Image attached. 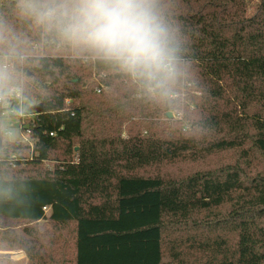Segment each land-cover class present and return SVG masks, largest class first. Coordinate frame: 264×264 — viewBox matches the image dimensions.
<instances>
[{
    "label": "trees",
    "instance_id": "trees-1",
    "mask_svg": "<svg viewBox=\"0 0 264 264\" xmlns=\"http://www.w3.org/2000/svg\"><path fill=\"white\" fill-rule=\"evenodd\" d=\"M15 3L0 0V17L24 58L0 97L20 88L39 103L26 104L29 140L11 141L0 102V248L27 257L0 264H264V0H160L185 70L166 98L17 16ZM223 153L234 161L137 173ZM13 223L25 237L4 228Z\"/></svg>",
    "mask_w": 264,
    "mask_h": 264
},
{
    "label": "clouds",
    "instance_id": "clouds-1",
    "mask_svg": "<svg viewBox=\"0 0 264 264\" xmlns=\"http://www.w3.org/2000/svg\"><path fill=\"white\" fill-rule=\"evenodd\" d=\"M160 0H16L17 16L86 59L118 67L151 96H170L184 68L175 29ZM19 38L0 17V86L24 58Z\"/></svg>",
    "mask_w": 264,
    "mask_h": 264
},
{
    "label": "rangeland",
    "instance_id": "rangeland-1",
    "mask_svg": "<svg viewBox=\"0 0 264 264\" xmlns=\"http://www.w3.org/2000/svg\"><path fill=\"white\" fill-rule=\"evenodd\" d=\"M98 79V77H93V80ZM19 88H14L12 89L9 94L13 91V90H17ZM68 103L71 102V99L67 100ZM38 99L35 97L32 98H28L26 99L24 97V107H25V112L28 114L27 117H30L33 115L32 112H28L26 110V104L27 105H34L37 104ZM168 112H172V116L168 115ZM164 118H169V119H173V120H180L182 121L184 124V129L186 130L188 129V122L186 121V119L184 118V114L182 111L177 112V111H166L164 113ZM15 121L12 119H2V130H3V134L4 137L8 140L11 141H26L29 140V134L26 130H24V125L22 126V124L20 126H17L14 124ZM6 130H10L12 131V135H6L5 131ZM231 154L230 153H223V154H215L213 156H209L206 159H191L189 157H185V158H180L177 161H173V162H162L160 164H155V165H151V166H147L144 167L142 169H139L137 171V173L139 174H145V175H154V174H164V175H176V174H184L187 173L189 171H192L196 168H212L215 167L217 165H221V164H225L226 162H232L234 161V159H231ZM23 227L24 224L23 223H13L10 226L4 227V228H10L12 229L15 233L19 234L22 237H25V234L23 232ZM38 227L40 228V230L45 231L46 229L50 230L51 229V225L49 224L48 221L45 220H41L38 223ZM5 256H8L9 259H11L13 262L16 263H21V262H26L27 261V257H26V253L23 249L17 247L14 249H3L0 248V263L1 261L4 259Z\"/></svg>",
    "mask_w": 264,
    "mask_h": 264
},
{
    "label": "built area",
    "instance_id": "built-area-1",
    "mask_svg": "<svg viewBox=\"0 0 264 264\" xmlns=\"http://www.w3.org/2000/svg\"><path fill=\"white\" fill-rule=\"evenodd\" d=\"M0 102L2 106V119H12L16 123L18 122L19 126L26 124L24 120L28 114L25 112L24 95L20 88L0 97ZM5 134L12 135V131L6 130ZM45 209L47 210L48 208L45 207Z\"/></svg>",
    "mask_w": 264,
    "mask_h": 264
},
{
    "label": "water",
    "instance_id": "water-1",
    "mask_svg": "<svg viewBox=\"0 0 264 264\" xmlns=\"http://www.w3.org/2000/svg\"><path fill=\"white\" fill-rule=\"evenodd\" d=\"M39 109H40V110L42 109V104H41V106H40V108H39ZM168 115H169V116H172V112H168ZM16 125L18 126V125H19V123L17 122V123H16ZM24 128H25V129H28V128H29V124H28V123H27V124H25V125H24Z\"/></svg>",
    "mask_w": 264,
    "mask_h": 264
},
{
    "label": "crops",
    "instance_id": "crops-1",
    "mask_svg": "<svg viewBox=\"0 0 264 264\" xmlns=\"http://www.w3.org/2000/svg\"><path fill=\"white\" fill-rule=\"evenodd\" d=\"M15 125H16V122H15ZM19 126V125H18Z\"/></svg>",
    "mask_w": 264,
    "mask_h": 264
}]
</instances>
